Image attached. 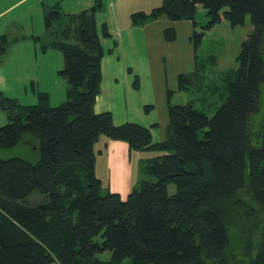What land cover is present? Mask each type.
Returning <instances> with one entry per match:
<instances>
[{
  "label": "trees",
  "instance_id": "1",
  "mask_svg": "<svg viewBox=\"0 0 264 264\" xmlns=\"http://www.w3.org/2000/svg\"><path fill=\"white\" fill-rule=\"evenodd\" d=\"M200 5L210 18L203 29L249 18L253 30L237 69L224 78V102L213 116L192 100L173 103L168 91L169 123L160 141L149 126L116 125L111 111L94 110L106 54L95 15L101 3L78 13L64 12L60 3L44 7L46 35L30 37L43 52H63L59 75L67 80V99L53 106L39 92L38 102L23 104L0 90L8 114L0 148L27 142L40 150L34 161L0 156V264H125L127 258L130 264H264V0H163L131 20L135 26L161 15L192 21L197 69ZM175 31L168 27L166 38L175 39ZM21 37L27 38L0 36V61ZM195 68L179 75L180 91L190 90ZM101 135L160 152L142 161L140 186L126 199L101 193L94 150ZM105 252L109 259L100 256Z\"/></svg>",
  "mask_w": 264,
  "mask_h": 264
},
{
  "label": "rangeland",
  "instance_id": "2",
  "mask_svg": "<svg viewBox=\"0 0 264 264\" xmlns=\"http://www.w3.org/2000/svg\"><path fill=\"white\" fill-rule=\"evenodd\" d=\"M14 1L0 0V27L4 26L3 32L10 33V35H26L30 39L27 43L36 44L38 47L41 44L35 43L30 36L33 34L46 35L43 2L51 5L53 2H60L62 9L68 13L81 12L85 8L95 6L100 2L101 7L97 9L95 15L101 41L106 53L112 52L115 48L116 54L120 56L121 63L124 65V72L120 77L123 87L117 89L116 96L113 94L109 99H103L102 103L106 104V108H113L114 114L113 112L112 114L116 125L125 122H136L148 126L150 120H156L154 125H149L153 135L155 132L156 138H159L160 132H164L166 135V127L169 123V90L173 91V103L183 104L192 100L198 110L208 116L215 114L218 107L224 102V97L221 95L225 90L224 78L237 69L238 62L236 58L241 50L242 42L253 30V25L249 18L243 25L234 26L224 19L210 29H203L210 18L205 8L200 5L196 12L197 29L203 31L204 35L201 45L197 49L199 62L197 70L194 67L196 59L195 48L190 39L194 26L190 20L173 21L166 15H163L164 17L160 16L153 20L154 24L148 28L149 32L145 28L133 30V33L136 34L134 38L137 39L135 43L130 40L132 36L127 33L128 30L121 32L116 27L117 13L115 12L118 7L112 6L113 0H25L12 6L15 3ZM127 1L137 7L136 10H144L146 12H150L153 8L163 3V0ZM121 2L122 0H118V5ZM121 22L123 24L125 19ZM170 26H173L176 30V37L173 40H169L165 36V30ZM104 29L108 30L110 36L104 35ZM145 33L149 35L148 44L144 39ZM115 41L118 42L117 46ZM49 51L48 56L42 55L43 51L41 56L52 57L53 60L58 58L64 64V55L60 49L54 48ZM194 68L195 73L191 75L192 84H190V90L186 92L180 91L179 75L184 72L191 74L190 71ZM31 87L32 85H30V89ZM115 102L118 105H114ZM7 123L8 114L6 110L0 107V127ZM103 137L104 139L111 138L108 135L99 137V140L94 145L96 156H100L99 148H102L100 147V141L103 143ZM119 141H124L128 144L125 140ZM131 150L135 151L134 149ZM109 151L110 159H107L108 155L103 156V160L100 161V157L97 163L98 174L103 179L101 193L121 191V197L126 199L134 188L140 186L142 181H139L141 170L139 169V180L136 187L134 186L130 189L129 185L121 184L119 182L121 177L133 179L135 169L131 165L132 163L130 165L127 164V160L130 158L128 153L118 148H113ZM150 151L157 154L159 152L156 150ZM39 155V148L30 144H18L10 148H0V156L3 158L21 156L34 161L39 158ZM134 155H131L133 160ZM115 161H124L126 165L120 167ZM113 162L116 164L114 168L112 167ZM123 171L126 173L122 174ZM109 173L110 177H108ZM110 186L112 189H109ZM176 190V184L173 182L169 183L168 193L173 195ZM95 240L97 242L102 241L100 236L96 237ZM100 256L103 259H109L111 254L110 252H105ZM124 263L130 264V259L127 258Z\"/></svg>",
  "mask_w": 264,
  "mask_h": 264
},
{
  "label": "crops",
  "instance_id": "3",
  "mask_svg": "<svg viewBox=\"0 0 264 264\" xmlns=\"http://www.w3.org/2000/svg\"><path fill=\"white\" fill-rule=\"evenodd\" d=\"M22 1L25 0H15L14 1L15 3H13L12 6ZM113 2L114 3L112 4V6L114 5L115 7L116 6L118 7V9H116L115 12L117 13L116 27H118V29H120L121 32L123 30L126 31L128 30L127 33H129V35L132 36L130 40L136 43L137 39L134 38V35L136 34L133 33V30H139V28L141 29L145 28V30L149 32L148 28H150V26L154 24V21H151L144 26H135L132 24L130 15L135 11H139L136 10L137 7L133 6L132 3L127 0H122L120 5H118V0H113ZM57 3L60 2H53L52 5ZM42 5H43V9L45 6H51V4H45V2H43ZM69 13H76V12H69ZM161 16L164 17L163 15ZM123 19H125V22L122 24L121 21ZM3 29L4 26L0 27V36L4 33ZM148 37L149 35L145 33L144 39L146 40L147 44H148ZM28 40L30 39L21 37L19 40L15 41L7 51L4 58L0 61V90L6 96L14 97L23 104H28V103L34 104L38 102L39 92H47L50 96L51 105L56 106L67 99L68 83L65 78L63 79V77L59 75V71L64 67L65 60H64V64H62L63 62H60L58 58L53 60L52 57L51 58L44 57V56H48V53L50 52L49 50H51L52 48L48 50L49 52L47 51L42 53V49H41L42 46L39 45L40 47H38V45L36 44L27 43ZM34 42L40 43L35 40ZM117 44L118 42L115 41L116 46ZM41 53L44 56H41ZM123 72H124V65H122L120 56L116 54L114 48L112 52L106 53L102 60L101 92L94 106L95 112L99 113L105 110H111V112H113V108L112 107L106 108L105 107L106 104H103L102 101L105 98L109 99L110 97L113 96V94H115L116 96L117 89L119 87H123V83H121V79H120V77L123 75ZM30 85H32L31 89H30ZM114 105H118V104L115 102ZM108 106H109V102H108ZM155 122L156 120H150L149 125L150 126L154 125ZM104 137L102 139L103 143L102 141H100L101 144L100 147L102 148H99L100 156H97V160H96V165H95L96 175L101 179L103 184V179L101 178V176L98 174L97 171V163L99 162V158L101 157L100 161H102L103 156L108 155L107 159L109 160L110 159L109 150L113 148H118L119 150L128 153L130 158L127 160V164L130 165L132 163L131 165H133L135 169V170L133 169L135 171V176L133 177V179L130 178L125 179L121 177L119 182L121 184L129 185L130 189L133 188L138 183L139 169L141 167L142 161L151 158L155 155H158L160 152H158V154L150 150H135L133 152L130 149L129 144L125 143L124 141H119L111 138L104 139ZM156 137L157 136H155V132H154L153 135L154 141L164 140L165 134L164 132L163 133L160 132L159 138ZM20 144L27 145L30 143L22 142ZM131 155L132 156L134 155V160L132 159ZM117 162L115 161V163L120 167L126 165L124 161H120L118 163ZM115 163L114 162L112 163L113 168L116 165ZM124 173L126 172L123 171L122 174ZM108 177H110V173ZM109 189H112L111 186L109 187ZM118 193H122V192L120 191ZM52 264H60V263L58 261H55Z\"/></svg>",
  "mask_w": 264,
  "mask_h": 264
}]
</instances>
